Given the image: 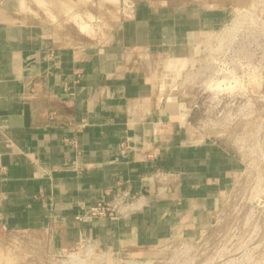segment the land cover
Wrapping results in <instances>:
<instances>
[{"label": "crops", "instance_id": "obj_1", "mask_svg": "<svg viewBox=\"0 0 264 264\" xmlns=\"http://www.w3.org/2000/svg\"><path fill=\"white\" fill-rule=\"evenodd\" d=\"M21 1L0 0V226L130 258L203 235L244 163L160 91L158 68L192 57L224 10L135 1L110 42L62 46ZM159 169L177 174L164 197L148 178ZM120 186L144 195L134 210L85 215Z\"/></svg>", "mask_w": 264, "mask_h": 264}, {"label": "rangeland", "instance_id": "obj_2", "mask_svg": "<svg viewBox=\"0 0 264 264\" xmlns=\"http://www.w3.org/2000/svg\"><path fill=\"white\" fill-rule=\"evenodd\" d=\"M135 1L140 0H22L21 4L36 23L50 28L48 35L57 44L92 46L111 41ZM150 1L158 6L187 5L179 0ZM199 4L224 10L223 26L210 32L177 68L170 66V57L164 65L158 60V65L167 78L163 89L177 98L196 130L244 163L221 194L208 230L198 237L176 236L151 255L130 258L86 238L70 249L57 250L45 234L0 226V264H264V0ZM83 22L88 25L84 32Z\"/></svg>", "mask_w": 264, "mask_h": 264}, {"label": "built area", "instance_id": "obj_3", "mask_svg": "<svg viewBox=\"0 0 264 264\" xmlns=\"http://www.w3.org/2000/svg\"><path fill=\"white\" fill-rule=\"evenodd\" d=\"M161 68H158L159 74V86L160 91L164 93V95H168L163 89L162 81H165L167 78L166 75L163 76V71ZM176 100V97H172ZM177 102V101H176ZM197 108V105L194 106ZM192 108L189 109L188 112H191ZM66 142H70L68 139L65 140ZM72 141L71 143H73ZM177 177V174L174 172H167L164 170H156L152 175L148 178L150 179L153 186L160 191L162 196H167L174 192V182ZM144 197L143 194L134 193L129 188L118 187L115 191V195L113 199L109 202L102 201L96 204L95 206L88 209L85 213L86 216L97 219H118L120 217L126 216L130 211L134 210L136 205L140 202V200ZM81 220L80 217L77 218Z\"/></svg>", "mask_w": 264, "mask_h": 264}, {"label": "bare ground", "instance_id": "obj_4", "mask_svg": "<svg viewBox=\"0 0 264 264\" xmlns=\"http://www.w3.org/2000/svg\"><path fill=\"white\" fill-rule=\"evenodd\" d=\"M84 20V19H83ZM89 23V22H88ZM86 24V23H85ZM84 24V22H83V24L81 25V29L83 30V32L86 30V28L88 27V25H85ZM90 25V24H89ZM91 26V25H90ZM2 259H4V258H2ZM8 260V259H7ZM11 262V261H10Z\"/></svg>", "mask_w": 264, "mask_h": 264}]
</instances>
